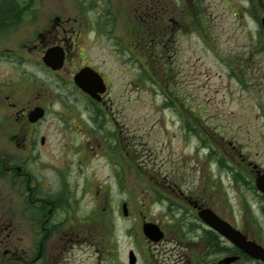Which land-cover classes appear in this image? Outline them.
Masks as SVG:
<instances>
[{"label":"flooded vegetation","instance_id":"obj_1","mask_svg":"<svg viewBox=\"0 0 264 264\" xmlns=\"http://www.w3.org/2000/svg\"><path fill=\"white\" fill-rule=\"evenodd\" d=\"M22 1L0 0V142L8 143L0 148V264H84L85 256H92L88 254L90 244L95 248L96 264H103L104 253V260L111 264L112 253L104 250L109 210L98 208L97 201L91 212L80 215L78 187L66 181L68 172H57L53 184L45 173L26 164L33 159L36 145L30 126L42 123L48 109L41 93L24 105L34 86L25 66L42 67L60 76V87H70L59 94L66 102L60 118L75 133L86 135L85 145L91 146L82 145L80 150L92 152L95 141L102 145L107 139H114L120 147L118 125L124 106L121 92L114 98L111 75L126 74L127 49H135L132 59L139 56L157 77L171 79L174 65L180 63L181 41L190 30L191 7L198 9L199 20L205 5L203 0H183L181 5L174 0H135V27L128 47L127 28L117 18L124 5L117 6V0H76L79 7L59 8L53 15L31 8L32 0ZM239 1L238 7L232 4L236 20L250 18L259 25L256 36L247 32V65L252 74L264 78V0ZM51 48L63 53L60 69L44 62ZM14 65L22 67L23 79L29 80L18 96L14 94L15 90L18 94ZM81 73L94 94L77 83ZM174 97L166 106L172 113L167 169L138 172V189L147 188L166 205L160 218L142 216L143 223L155 222L163 232L152 242V264H264V161L258 163L241 153L239 142L224 136L221 124L202 119L203 109L192 113L182 96ZM37 106L45 109L46 116L33 123L29 112ZM260 108L264 110V104ZM45 142L42 136L41 144ZM113 145L109 149L114 150ZM15 149L28 159L15 158ZM121 152L105 150L113 161L125 158ZM90 187H82L84 196L93 192ZM100 188L107 198L110 186Z\"/></svg>","mask_w":264,"mask_h":264},{"label":"rangeland","instance_id":"obj_2","mask_svg":"<svg viewBox=\"0 0 264 264\" xmlns=\"http://www.w3.org/2000/svg\"><path fill=\"white\" fill-rule=\"evenodd\" d=\"M174 1L180 5L183 2ZM119 3L124 5V10L118 12L117 18L127 28V46L130 47V33L135 27L132 17L135 0L115 2L117 6ZM31 4V8L45 9L50 15L59 8L71 11L79 7L76 0H32ZM203 4L205 9L202 16L199 12L200 22L198 9L191 7L190 30L181 41L183 46L177 57L180 63L174 65L175 72L171 79L157 77L151 70L152 66L141 63L139 56L138 60L132 59L130 55L133 56L135 49H127L126 74L118 78L114 70L115 73L111 75L116 91L114 98L116 100L121 92V104L124 106L118 125L122 130L120 147L116 146L114 139H107L102 145L95 141L92 152L80 150V146L85 145L86 135L75 133L60 118L66 102L59 94L70 87H60V76L42 67L24 65L33 77L30 82L34 84L33 92L26 97L24 105L41 93L45 99L42 104L48 109V114L42 123L30 126L36 141L32 149L33 159L23 156L18 149H15L14 156L20 160L28 159L27 166L38 170V173H45L53 184L57 172H68L66 181L78 187L76 194L80 200V215L84 211L91 212L97 201L98 208L105 206L109 210V234L104 250L112 253L111 264H128L130 250H134L137 257L140 253L137 264H152L153 245L143 233L142 216L160 218L166 211V205L155 200L147 188L138 189V172H159V169L164 172L167 169V130L172 113L166 106L170 105L171 98L175 99V95L187 101L192 113L203 109L199 113L203 120L221 124L224 136L234 137L245 156L258 163L264 161V110L260 108L264 104V78L252 74L247 65L250 41L247 32H253L256 36L259 25L251 22L250 18L244 22L236 20L232 4L238 7L242 4L239 0H203ZM92 15L93 18L97 17L94 13ZM23 26L17 31L20 38ZM110 65L115 67L112 60ZM14 66L13 78L18 91L17 94L15 90L14 94L18 96L24 93L29 80L23 79L22 67ZM42 136L46 137L44 145L41 144ZM109 144L114 146L117 153H126L125 158L116 161L108 158L105 150L114 153L109 149ZM7 145V142H0L1 149ZM90 146L87 144L85 148ZM86 184L93 187V192L84 196L82 187ZM100 185L104 189L110 186L107 198ZM123 202L129 206L127 216L123 214ZM139 210L143 214H139ZM88 250L92 256H85L84 264H96L92 244ZM104 255L102 261L107 264Z\"/></svg>","mask_w":264,"mask_h":264},{"label":"water","instance_id":"obj_3","mask_svg":"<svg viewBox=\"0 0 264 264\" xmlns=\"http://www.w3.org/2000/svg\"><path fill=\"white\" fill-rule=\"evenodd\" d=\"M263 26H264V19H263ZM44 60L48 66L52 67L53 69H58L63 65V53L60 52L58 49L51 48L47 51ZM76 81L85 91L94 94L95 91L93 92L92 89L88 86L87 81L83 76V73L79 74L76 77ZM44 114H45L44 108L38 106L29 113V119L32 122H36L42 117H44ZM123 210H124V215H128V206L126 203L123 205ZM209 222L213 226L217 225L215 221L210 220ZM143 230L145 235L151 241H157L163 236V232L161 231L160 227L152 222L144 223ZM136 263H137V256L135 252L131 250L129 254V264H136Z\"/></svg>","mask_w":264,"mask_h":264},{"label":"trees","instance_id":"obj_4","mask_svg":"<svg viewBox=\"0 0 264 264\" xmlns=\"http://www.w3.org/2000/svg\"><path fill=\"white\" fill-rule=\"evenodd\" d=\"M168 101V100H167Z\"/></svg>","mask_w":264,"mask_h":264}]
</instances>
